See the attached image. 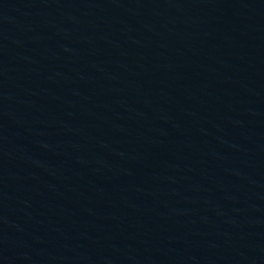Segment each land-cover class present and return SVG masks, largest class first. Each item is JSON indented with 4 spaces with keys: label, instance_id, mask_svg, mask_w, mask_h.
Segmentation results:
<instances>
[{
    "label": "water",
    "instance_id": "95a60500",
    "mask_svg": "<svg viewBox=\"0 0 264 264\" xmlns=\"http://www.w3.org/2000/svg\"><path fill=\"white\" fill-rule=\"evenodd\" d=\"M0 264H264V0H0Z\"/></svg>",
    "mask_w": 264,
    "mask_h": 264
}]
</instances>
